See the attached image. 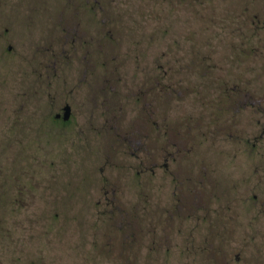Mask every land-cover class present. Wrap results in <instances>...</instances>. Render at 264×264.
I'll return each mask as SVG.
<instances>
[{
  "label": "flooded vegetation",
  "instance_id": "af4514ba",
  "mask_svg": "<svg viewBox=\"0 0 264 264\" xmlns=\"http://www.w3.org/2000/svg\"><path fill=\"white\" fill-rule=\"evenodd\" d=\"M90 1L67 0L60 33L64 44L58 47L59 53L68 47L70 54L79 48L87 54L79 83L71 77L62 82L53 75L59 62V54L53 52L43 61L34 55L36 60L10 66L18 73V92L11 97L20 104L0 116L1 257L8 256L10 245L39 242L46 228L51 237L56 214L50 211L48 221H40V208L79 207L73 200V160L85 164L99 160L118 172L106 174L101 168L98 177L84 176L82 191L97 188L96 203L90 206L97 209L96 220L83 225L86 233L91 229L98 245L86 260L132 261L147 257L152 245L189 242L198 260L213 256L222 264L231 261L220 248L253 238L249 206L264 214V77L231 73L201 77L198 50L191 65L181 46L173 66L177 76L169 75L175 70L166 61L159 67L160 76L150 72L139 80L120 79L119 87L114 84L115 70L114 77L102 71L104 54L98 50L108 40L105 19L95 34L79 30L76 18L85 15ZM25 2L0 0V21L17 26L0 30V36L11 32L24 36L22 17L9 14ZM94 3L93 9L104 15L103 2ZM45 10L43 20L56 19L54 12ZM255 18L251 31L261 36L264 0ZM244 33L239 28L235 35ZM22 47L23 60L26 46ZM27 48L34 54L40 49ZM241 50L243 46L236 47L237 53ZM12 51L8 45L6 54ZM202 85L210 92H201ZM120 164L128 168L123 170ZM153 178L162 180L165 191L161 208L151 209L142 205V198L138 204L137 197L150 201ZM90 191L84 208L89 207L88 198H95ZM262 226L258 221L256 228ZM236 260L240 261L238 254Z\"/></svg>",
  "mask_w": 264,
  "mask_h": 264
},
{
  "label": "rangeland",
  "instance_id": "374dc122",
  "mask_svg": "<svg viewBox=\"0 0 264 264\" xmlns=\"http://www.w3.org/2000/svg\"><path fill=\"white\" fill-rule=\"evenodd\" d=\"M106 8L104 15L98 14V11L94 5V0H91L88 4L85 15L77 17L76 20L80 23L79 30L87 32L88 35L95 34L97 29L102 24L101 19H105L103 26H105L106 38L108 39L104 44H100V49L104 54L102 71L106 75L113 76L115 70V85L120 87V79L125 78H144L150 75L160 76L159 67L162 65V57L167 55L168 52L176 51L174 41H177L184 37H192L190 28L197 31L199 22L193 23L192 16L189 12L178 11L169 15V21L166 25L169 33L166 34L163 29V24L157 27V23L151 20L140 18L137 15H125L121 21L124 24L121 26L117 20L113 21L114 18L119 19V10L116 14H112L113 20L110 13H108L106 5H109L107 0H101ZM107 3V4H106ZM67 0H26L19 10L10 13V16L21 18V22L24 29V36H17L14 32H11L7 36H0V116L4 114L12 113L13 110L19 108V100L13 99L12 93L18 92V86L16 81L18 79V73L13 70L11 65H16L20 61L31 62L33 56H38L37 60L43 61L50 53L59 54L57 67L54 72L55 77H59L62 82L66 78L69 81V77L72 80H76L79 83V79L85 74L84 68L86 59H89L84 49L79 48L73 50L70 54L66 47L64 51L59 53L61 49L60 45L64 44L61 40V29L62 24L65 22V7L67 6ZM49 7V8H48ZM48 12H54L56 15L55 20H43L45 17V9ZM94 8V9H93ZM152 10H155L152 7ZM25 14V15H24ZM32 15L34 21L30 20L27 16ZM123 15V13H122ZM24 16V20H23ZM0 21V30L5 28L17 29L16 22ZM140 25V29L136 26ZM39 29L35 35H31V31ZM1 32V31H0ZM188 33V34H187ZM90 37V36H89ZM183 40H181L182 42ZM173 44V45H171ZM8 45L13 46L11 54H6V47ZM26 46L24 59H20L22 46ZM39 47V51L36 54L32 52H26L27 46ZM97 44H95L96 46ZM99 45V44H98ZM102 45V46H101ZM181 45V44H180ZM173 46V48H170ZM85 56L87 58H85ZM96 60V59H94ZM172 67L174 65L170 64ZM95 69V67L92 66ZM172 73H177V69ZM90 70L89 72H91ZM177 76V75H174ZM114 77V76H113ZM14 83V84H12ZM64 85H62L61 91L64 92ZM3 126V122L0 118V127ZM1 129V128H0ZM2 139L0 135V140ZM73 200L77 202L79 207L77 208H40V221H48L50 218V211H54L56 214V228L54 234L49 237V229L46 228L39 242H29L25 244L17 243V245H10L8 256L2 258L0 255V264H222L215 259L213 256H207L206 260H198L194 258V245L192 243H184L181 245H168V246H151L148 256H142L137 260L132 261H108L105 258H97L86 260L88 254L94 252L93 246L98 245L93 243L95 238L91 235V229L89 233H86V224L83 222L95 221L96 220V208L90 207L91 204H95L97 198V188L91 187L86 188L82 191L80 188H84L86 181L84 180L85 175L89 177H98L103 168L106 174H116L118 171L115 166L102 165L99 160L96 162L80 163L76 162L79 160H73ZM121 167L127 169L124 164H120ZM252 166L250 167L251 172ZM75 179V180H74ZM76 184V185H75ZM163 182L159 178H153L151 188V199L147 201L145 197H137L139 204L140 199L149 208H161L162 200L164 197L163 192L165 191ZM79 189V190H78ZM91 192V196L95 198H88V208H84L86 203V194ZM90 196V197H91ZM149 199V198H148ZM91 200V202L89 201ZM143 208H140L142 210ZM50 214V215H49ZM248 220L250 224L255 226L249 229L250 238L248 241L241 243H233L230 245L221 246L220 249L224 251L226 255H230L232 260L225 259V264H264V214L258 215V210L249 206ZM251 221H253L251 223ZM262 222L263 226L258 229L256 228L257 223ZM90 225V224H89ZM46 227V225H45ZM186 228L185 231H187ZM201 234L205 232L204 229L200 230ZM187 234H191L192 230H188ZM237 236H240L237 234ZM1 238V235H0ZM20 238V237H19ZM51 240L49 241V239ZM240 240V238H239ZM1 242V239H0ZM97 242V241H96ZM218 246V245H216ZM1 247V244H0ZM236 254L239 255L240 261L236 260ZM202 257V255H201Z\"/></svg>",
  "mask_w": 264,
  "mask_h": 264
},
{
  "label": "trees",
  "instance_id": "16d2710c",
  "mask_svg": "<svg viewBox=\"0 0 264 264\" xmlns=\"http://www.w3.org/2000/svg\"><path fill=\"white\" fill-rule=\"evenodd\" d=\"M108 13L116 14L119 10L117 22H121L125 15L132 14L143 19L156 22L157 27L163 24L166 34L169 33L167 26L169 15L178 11L189 12L193 23L199 22L197 31L190 28L192 37H184L174 41L176 51L168 52L162 57L163 63L169 61L177 65L178 55L184 46L186 60L193 65L194 51L198 50V61L201 63V77L211 76H263L264 77V34L253 33L257 23L255 15L261 7V0L258 3L249 5L231 4L229 0H107ZM107 4V3H106ZM152 7L155 10H152ZM123 13V15H122ZM244 19V20H243ZM148 21V20H146ZM140 25L136 28L140 29ZM242 28L243 35H235V32ZM247 29V31H246ZM188 34V33H187ZM181 40H183L181 42ZM181 44V45H180ZM173 45V44H171ZM243 46V50L236 52V47ZM170 48H173L171 46ZM234 70L238 71L235 74ZM233 71V73H232ZM178 73V71H177ZM170 72L169 75H178ZM228 73V74H227ZM210 92L202 85L201 92Z\"/></svg>",
  "mask_w": 264,
  "mask_h": 264
}]
</instances>
